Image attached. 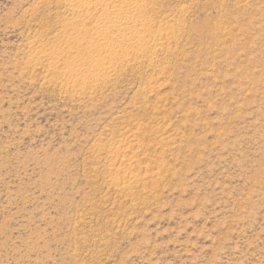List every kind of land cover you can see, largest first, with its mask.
Wrapping results in <instances>:
<instances>
[{
	"label": "rangeland",
	"instance_id": "rangeland-1",
	"mask_svg": "<svg viewBox=\"0 0 264 264\" xmlns=\"http://www.w3.org/2000/svg\"><path fill=\"white\" fill-rule=\"evenodd\" d=\"M113 6L0 0V264H264V0Z\"/></svg>",
	"mask_w": 264,
	"mask_h": 264
},
{
	"label": "bare ground",
	"instance_id": "bare-ground-1",
	"mask_svg": "<svg viewBox=\"0 0 264 264\" xmlns=\"http://www.w3.org/2000/svg\"><path fill=\"white\" fill-rule=\"evenodd\" d=\"M71 5L76 9L77 5L80 3L92 4L94 2L103 1L104 3L109 2L114 4L113 13L114 16H107L103 18L100 22L99 27L101 28V32L98 34L97 39L101 40L103 37L111 34L114 31H118L120 33L128 34L133 33L134 35L139 34V30L137 28V21L139 15V1L140 0H125L128 5L131 6L126 8L123 5L117 4L118 0H69ZM130 40V38H129ZM132 43V42H131ZM135 45H132L134 47ZM105 64V63H104ZM103 64V65H104ZM105 70L109 71L111 66L108 68L105 67Z\"/></svg>",
	"mask_w": 264,
	"mask_h": 264
}]
</instances>
